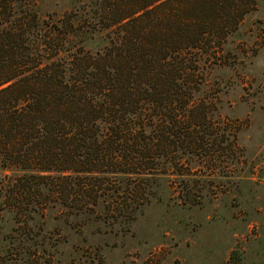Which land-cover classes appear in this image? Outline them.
<instances>
[{
    "label": "trees",
    "instance_id": "1",
    "mask_svg": "<svg viewBox=\"0 0 264 264\" xmlns=\"http://www.w3.org/2000/svg\"><path fill=\"white\" fill-rule=\"evenodd\" d=\"M23 1L0 0V170L18 217L93 209L118 175H192L212 128L199 56L225 57L257 0H102L95 53L71 51L70 16L42 32Z\"/></svg>",
    "mask_w": 264,
    "mask_h": 264
},
{
    "label": "rangeland",
    "instance_id": "2",
    "mask_svg": "<svg viewBox=\"0 0 264 264\" xmlns=\"http://www.w3.org/2000/svg\"><path fill=\"white\" fill-rule=\"evenodd\" d=\"M23 2L34 5L42 32L70 16L78 27L71 51L108 42L107 30L90 24L102 0ZM223 54L199 56L212 128L210 153L191 163L192 175H151L145 184L118 175L93 209L52 201L26 219L5 200L13 171L0 170V264H264V0Z\"/></svg>",
    "mask_w": 264,
    "mask_h": 264
}]
</instances>
